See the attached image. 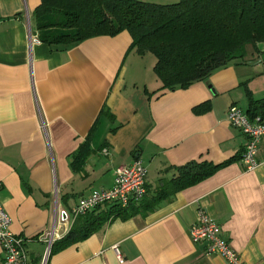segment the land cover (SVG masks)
Instances as JSON below:
<instances>
[{
  "label": "crops",
  "instance_id": "0c3cea01",
  "mask_svg": "<svg viewBox=\"0 0 264 264\" xmlns=\"http://www.w3.org/2000/svg\"><path fill=\"white\" fill-rule=\"evenodd\" d=\"M38 1L0 0V203L9 227L23 237L26 264H224L190 239L198 207L244 264H264V136L253 168L236 158L146 215L112 218L52 250L70 226L56 220L46 251L50 241L38 233L53 224L58 207L70 209L82 194L113 185L119 164L140 159L145 188H152L187 160L218 162L241 153L246 136L226 110L230 103L246 109L243 85L264 99V44L186 87L161 90L153 55L128 49L126 30L70 44L31 40L30 11ZM204 100L205 111L194 112ZM85 138L91 151L74 167L73 153Z\"/></svg>",
  "mask_w": 264,
  "mask_h": 264
},
{
  "label": "trees",
  "instance_id": "16d2710c",
  "mask_svg": "<svg viewBox=\"0 0 264 264\" xmlns=\"http://www.w3.org/2000/svg\"><path fill=\"white\" fill-rule=\"evenodd\" d=\"M31 12L37 37L48 44L74 43L88 36L121 30L130 34L128 49L154 57L152 70L161 82L158 89L186 87L206 77L215 67L240 58L246 49L264 44V0H39ZM244 109L248 116L264 114V99L253 98L246 85ZM207 100L192 106L207 108ZM88 138L73 153L74 167L90 153ZM241 153L214 162L191 159L172 168L168 179L145 188L138 199L127 203L107 201L75 216L67 231L52 242V250L84 239L112 218L146 215L160 200L206 178Z\"/></svg>",
  "mask_w": 264,
  "mask_h": 264
},
{
  "label": "built area",
  "instance_id": "2783aa9c",
  "mask_svg": "<svg viewBox=\"0 0 264 264\" xmlns=\"http://www.w3.org/2000/svg\"><path fill=\"white\" fill-rule=\"evenodd\" d=\"M30 39L37 41V34H31ZM226 118L229 123L245 134L246 140L241 152V163L245 168H253L257 164L256 152L261 137L264 136V114L255 113L248 116L244 109L234 103H230L226 110ZM146 167L138 158H134L128 164H119L115 170L114 184L107 188H94L89 193L82 194L77 201L67 209L58 207L57 217L52 225L38 233L39 239L51 240L57 235L55 221L59 220L64 225H69L75 216L94 208L98 204L107 201L127 203L131 199H138L145 191ZM11 217L0 203V244L3 253V264H26L28 255L23 237L16 235L9 227ZM191 241H202L206 254H217L223 258L224 264H244L241 257L233 250L225 236H222L218 223L204 209L198 207L194 221L188 226ZM118 256L119 250L114 245ZM122 259V258H121Z\"/></svg>",
  "mask_w": 264,
  "mask_h": 264
},
{
  "label": "water",
  "instance_id": "95a60500",
  "mask_svg": "<svg viewBox=\"0 0 264 264\" xmlns=\"http://www.w3.org/2000/svg\"><path fill=\"white\" fill-rule=\"evenodd\" d=\"M50 244H51V241H50L49 244L47 245V249H46V251L49 250V246H50ZM46 251H45V252H46ZM47 252H48V251H47Z\"/></svg>",
  "mask_w": 264,
  "mask_h": 264
}]
</instances>
